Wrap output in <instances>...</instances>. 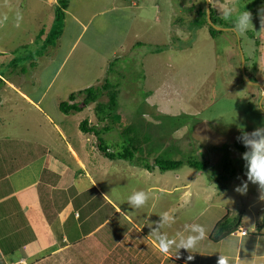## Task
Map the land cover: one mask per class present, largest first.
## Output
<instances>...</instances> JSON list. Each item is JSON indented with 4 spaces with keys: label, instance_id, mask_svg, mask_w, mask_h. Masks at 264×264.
Returning <instances> with one entry per match:
<instances>
[{
    "label": "rangeland",
    "instance_id": "obj_1",
    "mask_svg": "<svg viewBox=\"0 0 264 264\" xmlns=\"http://www.w3.org/2000/svg\"><path fill=\"white\" fill-rule=\"evenodd\" d=\"M208 1L211 19L229 29L216 39L206 25V0H70L63 36L55 47L47 48L45 37L53 27L58 0H0V140L6 137L10 141L3 145L4 152L18 156L28 144L13 142L15 139L43 140L45 136L50 145L61 146L66 152L57 128L69 141L76 142L82 135L80 123L85 119L93 124L97 121L94 106L82 105L84 112L65 115L59 104L71 94L100 86L109 78L120 86L122 118L107 134L106 146L119 145V131L133 125L142 141L150 140L143 153L151 152L152 156L142 159L149 165L154 157L175 161L193 155L208 168L193 170L198 176L189 178L194 180L190 194L200 192L208 197V193L217 194L220 185L234 189L236 197L222 201L225 205L219 206L218 213L228 216L227 221H237L243 215L252 224L256 218L264 227L260 186L248 182L246 192L236 191L247 181L245 151L241 149L245 146L238 138L264 127V102L263 109L260 107L263 91L244 80L239 43L246 75L249 79L255 75L256 82L264 85V25L260 19L264 0ZM232 5L238 13H252L253 28L244 34L233 32L232 20L219 14ZM40 32H45L43 39H38ZM258 52L263 56L257 71ZM83 98L78 95L77 102ZM131 138L140 140L131 136L127 139ZM226 162L230 163L227 171L235 175L219 181ZM189 168L180 170L184 176L180 182L187 181ZM172 172L169 174L173 178ZM224 176L230 177L229 173ZM122 179L127 180L125 175ZM135 181L128 180L127 184H137V191L147 193V186ZM122 187L128 196V188ZM149 193L145 208L128 209L134 216L145 212L139 224L146 232L161 209L160 202L150 208L154 194ZM211 196L209 205L219 203ZM251 196L260 202L248 211L246 204Z\"/></svg>",
    "mask_w": 264,
    "mask_h": 264
},
{
    "label": "crops",
    "instance_id": "obj_2",
    "mask_svg": "<svg viewBox=\"0 0 264 264\" xmlns=\"http://www.w3.org/2000/svg\"><path fill=\"white\" fill-rule=\"evenodd\" d=\"M78 129L82 135L72 142L57 128L67 155L61 146L50 145L46 136L15 139L28 144L18 156L4 152L8 138L0 140V264H217L219 255L226 256L229 264H264V227L256 218L251 224L242 215L238 223L231 220L217 230L228 217L218 213L219 206L236 197L234 189L220 185L217 194H207L209 199L200 192L190 194L194 180L189 178L198 176L194 169L189 168L187 181L180 182L183 167L163 172L153 165L148 170L122 160L118 164L105 160L100 139L82 132L80 125ZM105 138L101 139L105 142ZM132 179L154 194L150 208L160 202L156 222L164 212L175 218L170 226L159 228V234L172 238L177 233L188 235L191 224L204 227L205 236L196 247L179 253L172 248L167 254L158 250L151 235L156 222L146 232L139 224L145 212L138 216L128 212L129 207L136 210L126 202L137 191V184H127ZM122 185L128 188V196ZM259 191L264 196V190ZM210 196L219 203L209 205ZM249 199L248 211L260 202ZM243 230L247 235L241 234Z\"/></svg>",
    "mask_w": 264,
    "mask_h": 264
},
{
    "label": "trees",
    "instance_id": "obj_3",
    "mask_svg": "<svg viewBox=\"0 0 264 264\" xmlns=\"http://www.w3.org/2000/svg\"><path fill=\"white\" fill-rule=\"evenodd\" d=\"M70 4V0H58V6L55 8V17H54V23L51 31L49 32V35L45 37V32H40L38 39L46 38V46L48 47H55L56 42L60 40V38L63 36L64 27H65V21L67 16V10ZM207 13H205L206 17ZM212 20V19H211ZM212 22L220 26L216 21L212 20ZM208 23L206 22V25ZM209 27V33L213 39H216L219 35L222 34V32L215 30L211 25L208 24ZM138 46H142V44H137ZM259 60L257 61L256 66L257 71L259 70V64L261 63L262 53L258 52ZM117 60L114 61V63ZM13 64H15L13 62ZM12 64V65H13ZM113 64L108 69V76L110 77L112 75L111 71L113 68ZM251 73V72H250ZM252 78L250 79L254 80L255 82L258 80L255 75H251ZM252 80V81H253ZM1 83L4 84V82L1 80ZM120 86L114 84L109 80V78H106L101 83L100 86L97 87H91L84 91L79 92L78 94H71L66 102H61L59 104V110L64 113L65 115L70 114H80L84 112L85 109H83L82 105L87 108L90 106H94L93 112L94 116L96 118V123H91L88 119H85L80 123V130L84 133H91L96 135L99 139L103 147H100V150L103 152L106 159L109 161H115V160H122L130 162L131 164H135L138 166H142L145 169L151 170L152 165L159 168L163 172L168 171H177L181 169L184 166H188L191 169L197 170V171H205L208 168V165L206 162H201L199 159L197 160L193 155H190L186 160H169L165 159L163 157H154V161L151 165L146 163L143 160H146L149 158V156H152L151 152L150 154H146L143 149L144 146L147 147V143H150V140L146 141L140 138L138 135V132H136V129L134 130L133 125H128L123 130L119 131L121 138V143L117 145L115 148H110L106 146V143L103 139H101L103 136L111 133L114 128H116L117 122L121 120V116L119 114V98H120ZM84 96L83 101L81 103L77 102V96ZM102 98H106V101H101ZM135 137L139 138L140 140H136L134 138L127 139L128 137ZM140 149L142 151L140 152L141 157L138 156ZM243 151H247L246 147L241 148ZM230 167V163L226 162L224 165V171L223 174L219 175V181L229 180L230 178L234 177L235 172H229L227 171ZM225 173L230 175L229 178H225ZM246 173V170H245ZM241 220V217L235 222H239ZM231 220H226L224 222H221L218 227V231L225 228L226 223L230 222Z\"/></svg>",
    "mask_w": 264,
    "mask_h": 264
},
{
    "label": "clouds",
    "instance_id": "obj_4",
    "mask_svg": "<svg viewBox=\"0 0 264 264\" xmlns=\"http://www.w3.org/2000/svg\"><path fill=\"white\" fill-rule=\"evenodd\" d=\"M219 14L232 20V31L238 35L246 33L250 27L253 28L252 13L250 11L245 10L238 13L235 6L232 5L224 7ZM260 19L261 24L264 25V9L260 12ZM238 139L247 149L243 154L247 181L242 182L236 191L246 192L248 182L258 184L264 190V127L257 128L251 133H243ZM148 199L149 195L145 191H134L127 197V203L137 210L144 207ZM174 222L175 218L168 212L161 213L160 220L156 222L157 228L152 230L151 235L158 244V250L163 254H167L172 248H175L178 253L180 249L188 251L196 247L205 236V229L199 224L188 226V235L177 233L175 237L170 238L167 233L164 235L159 234V228L168 227ZM217 264H229V259L226 256L219 255Z\"/></svg>",
    "mask_w": 264,
    "mask_h": 264
},
{
    "label": "water",
    "instance_id": "obj_5",
    "mask_svg": "<svg viewBox=\"0 0 264 264\" xmlns=\"http://www.w3.org/2000/svg\"><path fill=\"white\" fill-rule=\"evenodd\" d=\"M210 5H209V1L206 0V13H207V19H208V24L211 25L215 30L217 31H220V32H225V31H229V29H224V28H221L217 25H215L212 20H211V11H210ZM234 32V31H233ZM239 48H240V51H241V56H242V73H243V76H244V80L252 85V86H255V87H259L262 91H263V96H262V99L260 101V107L261 109H263V102H264V85L260 84V83H257V82H251V80L249 79V77L246 75V72H245V58H244V54L242 52V47L239 43Z\"/></svg>",
    "mask_w": 264,
    "mask_h": 264
},
{
    "label": "built area",
    "instance_id": "obj_6",
    "mask_svg": "<svg viewBox=\"0 0 264 264\" xmlns=\"http://www.w3.org/2000/svg\"><path fill=\"white\" fill-rule=\"evenodd\" d=\"M241 234L242 235H247V232L243 230V231H241Z\"/></svg>",
    "mask_w": 264,
    "mask_h": 264
}]
</instances>
